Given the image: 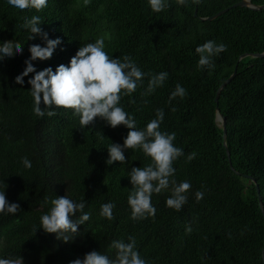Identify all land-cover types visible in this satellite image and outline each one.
<instances>
[{
	"label": "trees",
	"instance_id": "trees-1",
	"mask_svg": "<svg viewBox=\"0 0 264 264\" xmlns=\"http://www.w3.org/2000/svg\"><path fill=\"white\" fill-rule=\"evenodd\" d=\"M240 1L186 0L180 5L166 0L168 7L157 13L148 0H47L40 11L20 10L0 0V43L13 41L23 47L22 54L0 61V191L10 204L20 205L15 215L0 214V258L20 256L23 264H72L97 251L114 259L112 241L128 243L131 237L147 264H264V213L256 184L246 177L257 181L264 205V58L252 57L264 53V9L238 7L215 20H201ZM250 2L264 5V0ZM32 16L41 18L40 28L48 39L61 41L50 59L32 61L37 72L69 65L80 47L103 37L110 57L130 56L145 73L135 92L122 96L118 106L135 118L138 130L163 109L159 130L174 132V146L183 150L173 162L170 179L191 183L181 211L166 206L169 188L152 194L155 217L131 218L129 172L151 159L136 148L124 151L125 162L106 163L111 143L123 146L129 131L125 126L112 128L95 118L83 127L74 110L48 109L42 99L45 115L34 114L28 80L35 73L25 77L23 85L15 83L30 59L29 48L46 46L41 35L29 40L30 29L21 26ZM207 41L227 49L212 57L214 68L198 67L195 49ZM235 69L236 77L218 101L226 118V149L215 98ZM161 72L168 73L163 85L145 95L148 74ZM177 84L186 95L169 102ZM49 110L57 115L49 117ZM192 153L195 158L189 161ZM24 157L31 161L30 169L22 164ZM197 191L204 193L199 201ZM65 195L84 201L83 211L90 219L76 234L45 233L41 216L50 210L51 199ZM108 202L115 204L111 220L100 215ZM80 215L76 213L73 221Z\"/></svg>",
	"mask_w": 264,
	"mask_h": 264
},
{
	"label": "clouds",
	"instance_id": "clouds-1",
	"mask_svg": "<svg viewBox=\"0 0 264 264\" xmlns=\"http://www.w3.org/2000/svg\"><path fill=\"white\" fill-rule=\"evenodd\" d=\"M177 2L180 5L186 4V0H177ZM199 2L200 0H193V3ZM8 3L20 10L32 8L40 11L47 6V0H8ZM148 3L152 11L157 13L168 7L166 0H148ZM40 25L39 16L25 18L21 25L25 29H30L32 35L29 40L34 39L36 35H41L46 46L32 45L29 48L30 59L25 61V70L15 78V83L23 85L24 78L35 73L34 77L28 80L31 86L30 93L34 98V114L39 117L45 115L40 106L42 99L44 106L48 109L74 110V114L80 117V124L83 127L93 123L95 118L104 120L112 128L125 126L129 131L123 146L111 143L107 148L110 158L106 163L108 165L117 161L123 163L125 162L124 151L136 148L141 149L144 156L151 159L148 165L134 167L129 172L132 190L129 192L127 202L131 208V218L137 220L149 216L155 217L156 208L151 203L152 194H159L162 190L169 188L171 196L166 200V206L181 211L187 203L186 193L191 189V183L185 180L177 184L175 180L170 179L175 174L173 162L183 155V150L174 146L173 142L176 139L174 132L169 134L159 130L164 118L163 109H157L156 118L149 121L143 130H138L135 118L118 106L122 96H131L135 92L145 73L130 56L125 55L122 59L110 57L104 51L103 37L98 38L94 43H87L80 47L71 58L69 65L61 64L55 71L46 68L37 72L32 61L50 59L57 45L61 43L59 39H48L47 33H42ZM0 45H2L0 61L23 53V47L18 42L6 41ZM226 50L224 44L217 45L215 41H207L198 46L195 49L199 54L198 67L214 68L212 57ZM148 75L150 79L145 95H150L156 88L161 87L168 77L167 72ZM185 95L186 90L177 84L169 97V102L176 97L183 98ZM129 103H135V100H130ZM175 110V108L172 109V111ZM47 115L52 117L57 115V112L49 110ZM195 155V153L190 154L188 160L194 159ZM21 162L26 168L32 167L27 157L22 158ZM203 195L202 191H197L196 200L203 199ZM50 204V210L40 218L41 228L45 233L76 234L78 226L90 219V213L83 211L86 206L84 201L75 202L65 195L51 199ZM114 208L115 204L104 203L101 206L100 215L109 220L114 219ZM19 210L20 205L10 204L6 199L5 191H0V214L15 215ZM78 212L82 215L78 220L73 221L72 217ZM191 231V227L186 226V232ZM63 240L68 242L70 239L64 235ZM110 248L115 250L114 259L101 252L92 251L84 256L83 261L76 259L72 264H147L136 250L134 238L130 237L128 243L123 240H113ZM0 264H23V259L20 256L0 258Z\"/></svg>",
	"mask_w": 264,
	"mask_h": 264
},
{
	"label": "water",
	"instance_id": "water-1",
	"mask_svg": "<svg viewBox=\"0 0 264 264\" xmlns=\"http://www.w3.org/2000/svg\"><path fill=\"white\" fill-rule=\"evenodd\" d=\"M238 7H248L252 10H263L264 9V5L262 6H255L253 5L250 0H243V1H240L220 12H218L217 14L211 16V17H207V18H202L201 20L202 21H212V20H215L216 18L222 16L223 14L227 13L229 10L231 9H234V8H238ZM195 17L198 16V9L196 7L195 9ZM248 54H245L243 56L240 57V59H243L245 57H247ZM253 58H264V53H258V54H254L252 55ZM237 75V69L234 70L233 74L226 80L222 83V85L220 86V88L218 89L217 91V96L215 98V101H216V104H217V122H218V125L220 127L223 128V137H224V146L225 148L227 149V130H226V118L220 113V110H219V107H218V101H219V96L221 94V92L223 91V89L228 85L230 84L234 78L236 77ZM227 155L229 157V161H230V165H231V168L232 170H234L233 166H232V163H231V156H230V152L227 150ZM235 171V170H234ZM247 178H250L251 181H253L255 184H256V188H257V191H258V194H259V201H260V207L264 213V205H263V201H262V197L260 195V188H259V185L257 183V181L251 177V176H246ZM263 260H264V248H263Z\"/></svg>",
	"mask_w": 264,
	"mask_h": 264
},
{
	"label": "rangeland",
	"instance_id": "rangeland-1",
	"mask_svg": "<svg viewBox=\"0 0 264 264\" xmlns=\"http://www.w3.org/2000/svg\"><path fill=\"white\" fill-rule=\"evenodd\" d=\"M115 258V257H114Z\"/></svg>",
	"mask_w": 264,
	"mask_h": 264
}]
</instances>
